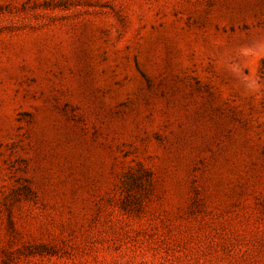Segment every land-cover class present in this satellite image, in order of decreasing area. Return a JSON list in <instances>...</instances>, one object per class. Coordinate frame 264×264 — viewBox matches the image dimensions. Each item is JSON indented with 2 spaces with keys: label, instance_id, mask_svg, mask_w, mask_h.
Listing matches in <instances>:
<instances>
[{
  "label": "rangeland",
  "instance_id": "374dc122",
  "mask_svg": "<svg viewBox=\"0 0 264 264\" xmlns=\"http://www.w3.org/2000/svg\"><path fill=\"white\" fill-rule=\"evenodd\" d=\"M0 264H264V0H0Z\"/></svg>",
  "mask_w": 264,
  "mask_h": 264
}]
</instances>
